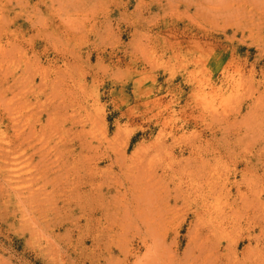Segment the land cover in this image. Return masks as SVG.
I'll return each instance as SVG.
<instances>
[{"label": "rangeland", "instance_id": "1", "mask_svg": "<svg viewBox=\"0 0 264 264\" xmlns=\"http://www.w3.org/2000/svg\"><path fill=\"white\" fill-rule=\"evenodd\" d=\"M226 262L264 264V0H0V264Z\"/></svg>", "mask_w": 264, "mask_h": 264}, {"label": "bare ground", "instance_id": "2", "mask_svg": "<svg viewBox=\"0 0 264 264\" xmlns=\"http://www.w3.org/2000/svg\"><path fill=\"white\" fill-rule=\"evenodd\" d=\"M123 158H125V157H124V156L121 157L120 160H123ZM124 163H125V162H124ZM189 187H190L189 189L191 190V193H194V194H197V193H198V195H197L196 197L199 198V197L201 196L202 193H200V191H199V190H200V189H199V185H196V184H195L194 186H193V185H189ZM191 193H190V194H191ZM230 249H231L230 247L227 248V250H230ZM231 250H232V249H231ZM224 264H228V262H226V263H224Z\"/></svg>", "mask_w": 264, "mask_h": 264}]
</instances>
